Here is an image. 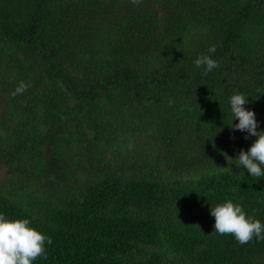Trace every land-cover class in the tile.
<instances>
[{"label": "trees", "instance_id": "obj_1", "mask_svg": "<svg viewBox=\"0 0 264 264\" xmlns=\"http://www.w3.org/2000/svg\"><path fill=\"white\" fill-rule=\"evenodd\" d=\"M235 94L264 131V0H0V214L51 237L34 264H264L210 215L264 224Z\"/></svg>", "mask_w": 264, "mask_h": 264}, {"label": "clouds", "instance_id": "obj_2", "mask_svg": "<svg viewBox=\"0 0 264 264\" xmlns=\"http://www.w3.org/2000/svg\"><path fill=\"white\" fill-rule=\"evenodd\" d=\"M130 2L139 5L142 0H130ZM216 51L215 45L208 49L210 54ZM194 64L197 68H203L205 75L219 67L218 62L210 55L198 56ZM28 87L21 81L11 93L12 97L23 94ZM173 103L174 101L170 100L169 106ZM246 103L248 98L243 94L231 96L233 120L238 119L239 122L235 125L231 124L230 128L246 132L248 136L257 137V139L247 151L241 150L233 161L237 168L241 166L245 168L251 177L264 178V131H257L259 125L255 112L246 110L244 107ZM248 136H245V139H248ZM210 215L215 218L214 232L219 235L233 236L241 246L253 239L257 242L264 241V224L249 217L241 205L231 200L211 207ZM52 243L51 237L31 227L28 219H8L4 214H0V264H34V261L40 258L46 260L45 244Z\"/></svg>", "mask_w": 264, "mask_h": 264}]
</instances>
